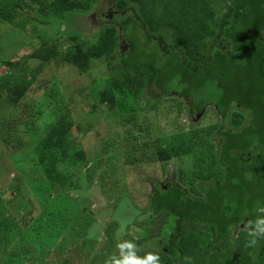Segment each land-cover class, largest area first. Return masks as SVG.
Wrapping results in <instances>:
<instances>
[{
  "label": "rangeland",
  "instance_id": "374dc122",
  "mask_svg": "<svg viewBox=\"0 0 264 264\" xmlns=\"http://www.w3.org/2000/svg\"><path fill=\"white\" fill-rule=\"evenodd\" d=\"M87 1L85 10L56 17L30 0H0V264H118L122 242L145 245L158 233L160 221L146 229L134 223L153 189L175 185L199 196V160L219 152L223 119L214 107L195 116L187 99L152 85L132 87L120 77L115 59L129 46L119 28L107 56H93L84 69L63 61L77 46L97 45L123 15L120 0ZM211 7L215 18L201 42L202 57L223 44L217 33L231 5L212 0ZM157 38L173 45L171 32ZM44 46L65 47L33 78L39 60L31 55ZM116 78L123 87L110 110L98 93ZM22 88L27 92L16 100L10 92ZM232 113L235 129L249 118ZM65 129L69 137L62 138ZM53 130V145L62 148L45 151ZM208 168L199 176L215 174ZM231 235L254 239L255 252L263 248L250 225Z\"/></svg>",
  "mask_w": 264,
  "mask_h": 264
},
{
  "label": "trees",
  "instance_id": "16d2710c",
  "mask_svg": "<svg viewBox=\"0 0 264 264\" xmlns=\"http://www.w3.org/2000/svg\"><path fill=\"white\" fill-rule=\"evenodd\" d=\"M30 1L56 17L88 7L87 0ZM211 1L120 0L117 9L123 15L97 45L88 50L77 46L63 56L67 64L84 69L93 56L110 53L119 28L129 49L115 65L129 86L152 85L166 95L187 99L195 116L211 106L223 119L217 132L218 154L210 151V158L199 160L196 167L195 180L204 183L200 195L175 185L156 186L148 209L134 223L146 229L160 221L158 233L145 245L122 242L121 262L152 255L157 264H264V0H222L231 5L217 33L223 44L212 45L210 55L202 57L200 45L211 36L215 18ZM159 31L171 32L173 45L164 47L157 38ZM64 47L44 46L31 55L39 60L33 78L60 57ZM122 87L116 78L98 93L99 102L114 109ZM26 92L22 88L10 93L18 100ZM232 110L249 117L240 128L229 126ZM55 134L54 130L48 134L43 150L62 148L61 142L53 145ZM64 135L69 137L66 129ZM75 159L82 162L83 154ZM207 165L215 174L200 177ZM241 225L255 230L263 243L260 251L255 252L252 238L232 239L231 230Z\"/></svg>",
  "mask_w": 264,
  "mask_h": 264
},
{
  "label": "clouds",
  "instance_id": "9594fccd",
  "mask_svg": "<svg viewBox=\"0 0 264 264\" xmlns=\"http://www.w3.org/2000/svg\"><path fill=\"white\" fill-rule=\"evenodd\" d=\"M255 241H253L254 243ZM118 264H157V257L148 255L145 260H130L126 262H118Z\"/></svg>",
  "mask_w": 264,
  "mask_h": 264
}]
</instances>
